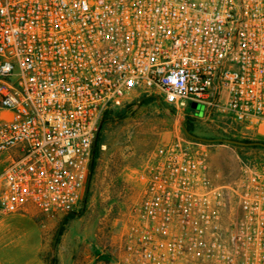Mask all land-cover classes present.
Instances as JSON below:
<instances>
[{
    "label": "built area",
    "instance_id": "built-area-1",
    "mask_svg": "<svg viewBox=\"0 0 264 264\" xmlns=\"http://www.w3.org/2000/svg\"><path fill=\"white\" fill-rule=\"evenodd\" d=\"M131 97L264 137V0H0V214L78 212L102 118ZM137 180L114 264H264L263 168L215 183L176 136Z\"/></svg>",
    "mask_w": 264,
    "mask_h": 264
},
{
    "label": "rangeland",
    "instance_id": "rangeland-1",
    "mask_svg": "<svg viewBox=\"0 0 264 264\" xmlns=\"http://www.w3.org/2000/svg\"><path fill=\"white\" fill-rule=\"evenodd\" d=\"M151 98H130L114 108L102 119L96 134L97 153L91 170L84 211L65 219V215L51 218L49 242L43 258L48 264H114L112 244L115 230L128 209L139 198L138 172L151 151L176 136L189 139L185 133L204 139H229L243 142L248 139L264 142V137H244L238 131H223L216 121L200 120L204 107L195 110L197 120L188 112L180 113ZM207 161L215 183L236 180L245 167L264 169V144L239 146L225 143H204ZM254 143V142H248ZM82 207V204H81ZM76 212L79 214L81 211ZM37 211L33 207H29ZM60 228L53 247V240ZM27 224L16 222L14 229L0 235V258L10 264L29 261L31 246L26 243ZM61 234V235H60ZM59 243L60 249L57 248ZM109 259L108 263L101 260ZM4 264V263H2Z\"/></svg>",
    "mask_w": 264,
    "mask_h": 264
},
{
    "label": "crops",
    "instance_id": "crops-1",
    "mask_svg": "<svg viewBox=\"0 0 264 264\" xmlns=\"http://www.w3.org/2000/svg\"><path fill=\"white\" fill-rule=\"evenodd\" d=\"M5 166V160L0 158V170ZM23 222L27 224V231L23 234L26 238V243L31 246V254L29 261L25 264H48L43 258L49 242V231L52 227L53 221L32 209H26L24 212L16 214H0V235L8 233L14 229V224ZM57 248L60 249L59 243ZM13 262L9 258H0V264H10Z\"/></svg>",
    "mask_w": 264,
    "mask_h": 264
},
{
    "label": "water",
    "instance_id": "water-1",
    "mask_svg": "<svg viewBox=\"0 0 264 264\" xmlns=\"http://www.w3.org/2000/svg\"><path fill=\"white\" fill-rule=\"evenodd\" d=\"M196 105L195 104H191L190 105V108L192 110L196 109ZM187 135L188 138L192 139V140H195V141H199V142H204V143H225V144H231V145H239V146H257V145H262L260 143H245V142H240V141H235V140H229V139H204V138H199V137H196L194 135H191L189 133H185ZM91 170H92V160H91V163H90V171H89V176L87 178V182H86V186H85V190H84V196H83V200H82V207H81V211L79 214H76L74 212H69L68 214L65 215V217L63 218L61 224H60V228L62 227V225L64 224V221L65 219L67 218V216L69 215H74V216H79L83 211H84V207H85V204H86V197H87V194H88V189H89V183H90V179H91ZM60 228L59 230L57 231L56 235H55V238L53 240V247L56 243V240L59 236V233H60Z\"/></svg>",
    "mask_w": 264,
    "mask_h": 264
},
{
    "label": "trees",
    "instance_id": "trees-1",
    "mask_svg": "<svg viewBox=\"0 0 264 264\" xmlns=\"http://www.w3.org/2000/svg\"><path fill=\"white\" fill-rule=\"evenodd\" d=\"M154 99L153 98H151V99H148V101L150 102V101H153ZM111 114V111H109L108 113H106L104 116H103V120H105L109 115ZM186 131L188 132V133H191V126L189 125L188 127H186ZM260 138V137H259ZM263 138V137H262ZM243 142H245V143H248V142H258V140H256V141H251V140H248V139H244V140H242ZM260 143H262V144H264V142H262L261 140L259 141ZM98 144H96V147H94V150H93V159H94V162H95V158H96V153H97V146ZM94 162H93V164H92V170H93V168H94ZM74 216V215H73ZM73 216L72 215H69V216H67V218H66V220L67 219H71V218H73ZM61 235V234H60ZM101 260L102 261H104L105 263H108L109 262V259L107 258V257H102L101 258Z\"/></svg>",
    "mask_w": 264,
    "mask_h": 264
}]
</instances>
